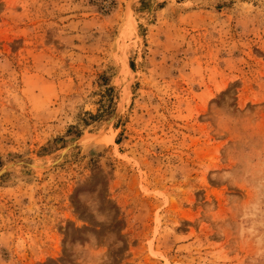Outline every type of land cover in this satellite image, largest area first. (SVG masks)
<instances>
[{"label": "rangeland", "instance_id": "1", "mask_svg": "<svg viewBox=\"0 0 264 264\" xmlns=\"http://www.w3.org/2000/svg\"><path fill=\"white\" fill-rule=\"evenodd\" d=\"M0 264H264V0H0Z\"/></svg>", "mask_w": 264, "mask_h": 264}, {"label": "water", "instance_id": "2", "mask_svg": "<svg viewBox=\"0 0 264 264\" xmlns=\"http://www.w3.org/2000/svg\"><path fill=\"white\" fill-rule=\"evenodd\" d=\"M6 169V166L0 169V174Z\"/></svg>", "mask_w": 264, "mask_h": 264}]
</instances>
